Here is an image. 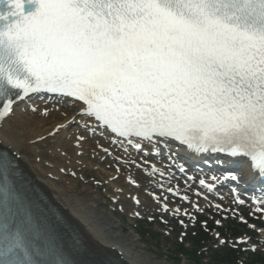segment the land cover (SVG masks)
<instances>
[{
	"label": "snow or ice",
	"instance_id": "snow-or-ice-1",
	"mask_svg": "<svg viewBox=\"0 0 264 264\" xmlns=\"http://www.w3.org/2000/svg\"><path fill=\"white\" fill-rule=\"evenodd\" d=\"M0 4V120L47 91L82 104L57 130L81 126L80 116L83 129L108 130L139 151L146 143L171 159L176 141L192 153H223L216 164L233 181L242 159L264 178V0ZM86 139L76 135L77 147ZM14 169L0 154V264H112L87 240L64 245L41 225L10 179Z\"/></svg>",
	"mask_w": 264,
	"mask_h": 264
},
{
	"label": "rangeland",
	"instance_id": "rangeland-1",
	"mask_svg": "<svg viewBox=\"0 0 264 264\" xmlns=\"http://www.w3.org/2000/svg\"><path fill=\"white\" fill-rule=\"evenodd\" d=\"M60 101L64 105H60L58 101L54 106H47L40 97L31 100L30 104H34L31 105L32 107H27V104L20 105L8 126L12 125L15 133L22 128L18 126L20 120L37 123L33 126L36 131L42 127L41 130L44 131L38 133V138L32 136L26 141L23 140L25 148H29L28 155L20 154L18 151L16 153L24 162L31 165L32 161L35 165H40L45 173L55 171L51 175L60 179L59 188L61 190L65 189L64 187L69 188L64 192V197L72 206L69 207L70 210L80 211V216L86 214L92 217V220L106 230L110 224L111 233H108L111 236L121 242L127 250L136 248L138 254L145 256L151 264H201L198 261L199 254L193 253V261L177 253L180 250L178 243L181 242L177 235L181 231V226L186 233L196 220L203 217L209 222L217 220L221 222L219 225L212 223L220 229L225 239H220L214 232L211 242L218 243L220 240L230 239L233 234L242 233L244 235L241 239L231 240L230 244L235 242L244 251H248L249 258L257 250L264 252V234L261 232L264 229V218L260 215L262 213L258 212V207H245L235 203L233 206L223 205L214 196H208L207 200L202 199L203 191L192 185L193 180L190 179L189 173L183 176L177 172L173 174L174 170L169 161L161 156L154 159L151 154L128 150L127 148L131 147L128 143L118 140L105 130L97 128L93 134L83 129L82 125L85 122L83 118L79 120L81 126L67 128L64 130L67 134L63 135L62 130L53 127L54 116L49 117V113L60 109L61 111H57L55 116L56 123L63 120L59 124H64L77 114V106L81 103L71 97H61ZM22 107H25L23 109L26 112L20 109ZM45 109L48 110L47 113ZM66 114H69L68 118ZM44 118L49 119L48 122ZM87 122L93 123L92 120ZM43 124H46V127H43ZM46 131L49 133L42 134ZM54 131L55 135L52 134ZM78 134L87 136L81 147H77L76 144ZM99 145L108 148L111 154L106 155ZM146 148L149 147L144 148L149 151ZM104 162L105 165L102 164ZM117 167L119 172L116 170ZM73 172L75 176L72 175ZM51 175L46 173L47 177ZM129 176L133 181L138 182L139 187L127 184ZM174 180L177 181L173 183ZM126 184L133 190L129 193L118 191V189L124 190ZM169 188L172 192L168 191ZM123 195L138 196L140 203H133L130 199L123 202L121 200ZM201 208L203 211L199 210ZM177 209L179 211H176ZM185 209L187 212L184 211ZM136 213L139 215L137 216ZM181 220L184 222L183 225L180 223ZM252 225H255V228H252ZM220 245L222 244L219 243L218 247ZM251 245H256V249L252 250ZM205 257L207 260L203 261L204 264H228L225 259H216L213 254Z\"/></svg>",
	"mask_w": 264,
	"mask_h": 264
},
{
	"label": "bare ground",
	"instance_id": "bare-ground-1",
	"mask_svg": "<svg viewBox=\"0 0 264 264\" xmlns=\"http://www.w3.org/2000/svg\"><path fill=\"white\" fill-rule=\"evenodd\" d=\"M46 93L47 91H41L36 94H32L29 98L18 102L13 106V111L3 118V120L0 122V149L4 151V154L8 155L13 163H15L17 168L22 170L21 176L22 179H24V183L28 188L34 190L37 193L38 197L36 196V194H34L35 198L40 200V202L44 206L46 215L55 220L59 232H61V235L63 236V243L71 246L74 240H87L90 245L100 250L102 255L110 260L112 264H151V262H148L145 256L142 257L138 254L139 251H137L136 248L131 249V251L127 250L125 247H123L121 242L111 236L109 234L111 233L110 230L112 228L110 224V227H108L107 231L106 228L92 220V217L88 215L86 216V214L80 216L79 212L76 210V213L72 214L68 209L70 202L64 197V192L69 188L64 187L65 189L61 190L59 188V185H61V181L59 179L49 178L46 176V173L51 174L53 172L52 170L50 172L46 171L45 173L43 172V169L40 165L37 166L32 161V166L27 165V163L21 160V158L16 157V151H18L20 154H25L26 156L28 155V152H30L28 150L29 148H25V146L23 145L24 139L26 141L28 137L32 136L34 138H38V133L43 132L44 130H41L42 127H40L39 130L36 131L33 126H36L37 123L30 122L29 120H20L18 126H21L22 128L15 133L13 131L14 128L12 127V125L11 127L8 126L13 119L12 116L15 114L14 112H17L19 110L17 106L20 103H28L32 99V96ZM49 94L51 95V99L45 100L46 102H49L48 105L50 106L54 104L53 102H56L58 100L55 99V97H57L55 94ZM51 116H54L52 122H54L55 124L53 127H56V125L63 121L62 120L56 123L57 120L55 116H57V113H54L53 115L51 114L49 117ZM66 117L68 118L69 114H66ZM44 119L46 120V118ZM77 119L81 120L82 118L80 116H77ZM48 120L46 121L48 122ZM66 120L64 119V121ZM43 127H46V124H43ZM53 127L51 129H53ZM51 129H49V131ZM49 131H46L42 134H47L49 133ZM62 131L63 135L67 134L64 133V130ZM131 201H134L132 197ZM107 225L108 224H106V226Z\"/></svg>",
	"mask_w": 264,
	"mask_h": 264
}]
</instances>
